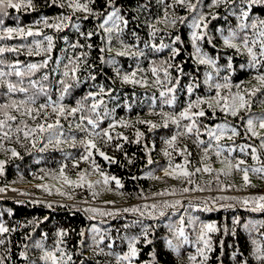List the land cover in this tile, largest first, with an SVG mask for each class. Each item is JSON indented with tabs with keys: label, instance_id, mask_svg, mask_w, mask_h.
<instances>
[{
	"label": "snow or ice",
	"instance_id": "obj_1",
	"mask_svg": "<svg viewBox=\"0 0 264 264\" xmlns=\"http://www.w3.org/2000/svg\"><path fill=\"white\" fill-rule=\"evenodd\" d=\"M158 8L157 15L149 20L147 17L143 23L149 28V35L152 41L155 40L157 33H163L164 29L171 26L184 25L190 30V44L193 49L190 56L196 65H204L215 71L205 72L203 74V85L206 86L214 95L205 97L197 96L193 101L190 98L192 94L201 86V82L196 76L185 72L183 64H176L175 59L181 54V48L176 45H183L180 35H172L168 33L170 43L165 44L163 39L160 43L146 42L141 48L139 44V36L136 31L130 34L135 38L136 43H127L124 39L125 33L129 29V25L133 19H139L138 16L130 17L125 11V6L122 0H50V5L58 6L62 9H68L69 12L62 13L55 17H41L32 25H23L19 15L12 16L11 19L15 22V26H6L5 21L10 16L9 10H14L17 14L21 11H34V0H0V42L19 38L27 40L29 37L33 39L27 44L8 45L0 43V88L4 89L0 96H3V101H0V150L10 151L12 157H19V153L15 148L6 149L4 141H11L15 138L17 143L27 140L32 147H36L39 142L43 145L39 149L40 152L47 150L49 145L59 147L61 144H68L75 147L77 143L83 148V154L80 159L85 162H91L92 171L98 173L102 179L97 180L96 184L109 185L110 181H115L117 188H122L121 181L115 176H108L100 171L99 165L96 164L93 157V151L103 157L105 161L114 163L115 160L101 151L96 141L100 139L105 144H109L114 139H123L127 141V137L122 133L112 134L118 125L120 127H129L130 125L124 119L116 120L114 116L115 107L109 108L108 104L111 101L119 100L118 95H113L117 92L114 87L105 88L103 85L97 86L93 84L95 91H87L85 95L75 101V106H70L65 103L67 96L71 94V90L79 86L81 83L96 81L97 76L89 69H94L95 65L89 62L90 51L93 49V43L89 42L92 38L98 37L102 46L99 47V60L103 64L110 65L113 69L114 78L111 79V84L115 85L117 81L123 85H131L133 87L153 88L158 91L157 96L153 92L150 97V112L159 115L162 118V124L158 125L150 120H137L138 123L146 124L149 130L157 127L167 128L169 123L176 126V132L165 143L168 146L164 150L165 157H168V163L162 167L161 171L165 177H170L176 180H182L187 186L178 190L161 191L156 193V196L165 195H181L191 192L212 191V183L216 184V190L219 192L230 191L233 184H225L221 177H229L234 172L241 174V179L245 187H254L251 176H256L258 179L264 180V136H261V131H264V113L255 114L252 112L253 101L259 95V104L264 107V17L257 15L254 9L264 10V0H208L205 4L204 0H156ZM223 8L225 15L223 19L227 20L229 16L234 17L236 26L228 29L219 28L218 32L222 39V44L235 51L236 54L248 57L246 64L241 65V69L251 70L252 77L256 83L251 87L246 86L251 81L233 84L231 75L220 76L221 68L218 67L217 57L207 53L202 44L207 41L213 48L216 45L212 42V36L209 32V24L212 20L220 19L219 12H213L212 9ZM178 9L185 10L189 15L181 16L178 14ZM138 12H151L150 0H144L137 8ZM76 13L83 14V20H88L90 17L98 23L92 30H83L81 26V18L77 17L73 21V16ZM190 17V18H189ZM161 25L162 27H157ZM139 26V25H138ZM71 28L76 37L71 42L68 36H61L65 47L60 50L61 55L53 60V51L55 49L56 38L53 34H47L45 29H51L54 33H60ZM39 38V39H37ZM81 39L84 43H81ZM144 48H150L154 52H164L168 50V58L162 59L159 62L156 60L150 61L148 69L142 68L139 59L145 56ZM80 51H77V50ZM115 50L114 56H109L105 59V53H112ZM7 53L21 54L25 53L28 56H43V59L38 62L23 63L18 59L14 62H7L5 56ZM219 54V53H218ZM117 57L135 58L136 66L131 71H123L117 61ZM229 56L226 71L231 73L235 71L234 65ZM52 67L49 68V64ZM7 69V70H6ZM87 72L86 79H81V70ZM175 69L176 75L173 76L172 70ZM198 71V69H197ZM151 74V81L148 78V73ZM37 73L39 75L37 76ZM189 76V82L186 86L181 87V78ZM15 77L16 79H11ZM35 77V78H34ZM27 82V83H25ZM179 93H186L189 97L185 106L177 112H165V106L175 108ZM56 93V98L53 99V93ZM133 95H135L133 93ZM107 97V100L105 99ZM43 98V102H40ZM157 101L160 108L157 111ZM132 102H128L124 107L131 111ZM212 112V118H215L217 111L223 113L225 117H239L240 124L243 126L242 131L245 141L253 139L258 140L259 144L255 145L249 142L236 144L235 138L241 136V128L239 125L231 124L227 120L223 123L209 126L201 125L200 118L205 117L207 112ZM245 116H241V113ZM54 116L52 122L49 117ZM43 117L42 122L35 123ZM26 118V119H25ZM28 120L33 121V125H29ZM68 122L67 135L65 127L61 121ZM105 120H109L108 128H101ZM187 121L188 123H182ZM82 133L79 141L74 133ZM143 133L137 130L136 143H140V138ZM201 136H206L207 139H202ZM180 137H188L192 139L193 144L200 150V159L198 165H192L189 157L192 152L187 146L182 150L175 148L176 141ZM224 140L232 141V144L221 143ZM120 144L116 145L117 150L122 148ZM178 151L183 157L182 163L173 164L172 152L168 150ZM239 153V155H236ZM215 156L216 162L221 167L216 169L212 167V157ZM250 158L255 162L254 165H249ZM131 162V161H129ZM151 164V158L148 159ZM7 161L0 159V176L5 173ZM192 165L190 168L189 166ZM74 167H78V163H74ZM67 167L63 164L60 167L59 175L64 183L74 188H82L87 185L88 188H94L95 185L88 180V170L79 173V180H71L64 172ZM199 174H207L213 177V181L208 182L205 186H201L193 177ZM151 179H160L159 176L150 175ZM43 187L45 191H49L47 186ZM109 190H111L109 188ZM239 191V188L236 189ZM59 191V190H57ZM5 192V188L0 187V193ZM61 195L65 193L61 192ZM93 196L98 193L93 192ZM122 195V193H121ZM143 195V193H141ZM71 198V197H69ZM147 199V197H144ZM154 198V197H153ZM227 201H235V203H225ZM87 203V201H85ZM236 205L241 206L247 211L264 213V195L237 198L227 195L209 196L199 201L197 204L188 202L187 206L181 199L173 201L164 200L159 203L145 204L143 209L140 207L125 208V213L139 215L152 220L166 216L168 209H183L182 212L174 213L177 216L175 221L166 225L170 238H166L165 243L167 248L181 256V249L184 246H192L195 253H189L187 259L190 264H206L209 259V253L214 250L212 243V234L221 231L216 223L203 222L191 212L195 211H214L219 209L228 210L235 209ZM50 206V205H49ZM85 212L92 213L91 219L95 215L114 216L118 213L113 211H101L97 208H85ZM171 220V217H169ZM140 225V232L135 235H125L121 237L126 242V251L123 253H114L110 251L114 241H110L105 248L100 247L104 244L105 236L101 235L100 229L93 227L91 229L92 244L90 248L94 254H103L105 256H113L116 264H135L140 254V249L137 247L143 240L146 244H151L149 239L150 229L154 226L144 225L141 220L137 219L132 224H126L125 227H133ZM242 228L247 233L250 243L253 246L249 258H245L243 252H234L232 259L237 261V264H249V259L254 260L255 264H264V222H258L252 219L241 223L238 216H234L232 227L229 229L224 227L225 233L236 235V229ZM15 231L10 229L5 223L0 222V236H5L0 239V246L6 243V234ZM58 240L54 248H47L44 240L47 239V233H43L40 240L33 241L32 248L40 254L35 258H30L29 246L25 244V251L19 253V257L26 264H76L73 255L70 254L63 244V237L67 235L65 230L57 232ZM80 235L83 237L84 232ZM83 242L81 241V247ZM10 252V249H9ZM152 264H156V253L153 251ZM239 257V259H238ZM10 255L0 256V264H5L6 260H10ZM80 264H84L83 260Z\"/></svg>",
	"mask_w": 264,
	"mask_h": 264
},
{
	"label": "trees",
	"instance_id": "obj_2",
	"mask_svg": "<svg viewBox=\"0 0 264 264\" xmlns=\"http://www.w3.org/2000/svg\"><path fill=\"white\" fill-rule=\"evenodd\" d=\"M144 0H122L125 6V11L130 17L138 16L139 19H133L129 25L128 31L125 33L124 39L127 43H136L134 37L131 36L132 31H136L139 36L140 47L143 48L146 42L160 43L161 39L165 44L170 43L168 33L174 35H180L183 45H176L181 48V54L176 57V64H183L185 72L190 75H194L201 82L200 88H198L190 98L195 100L197 96L205 97L214 95L213 92H209L206 86L203 85V74L212 72L215 75V71L210 67L204 65H196L192 60L190 53L193 49L190 44V30L184 25H177L176 28L169 26L164 29L163 33H157L154 41L149 35V28L143 23L147 17L149 20L154 18V15L159 14L156 0H150L151 12H138L137 8ZM205 4L208 0H204ZM36 5L34 11H21L17 14L14 10H9L10 16L6 19V26H15V22L11 19L12 16L19 15L21 23L23 25H32L36 20L41 17H55L62 13L69 12L68 9H62L55 5H50V0H34ZM213 12H219L220 19L212 20L209 24V32L212 36V42L216 45L213 48L207 41L203 42L202 46L204 50L213 57L218 55V67L221 68L220 76L231 75V82L233 84L240 83L241 81H251L246 86L251 87L255 85V81L251 80L252 71L241 69V65L246 64L248 57L246 54H236L234 50L226 48L222 44L221 36L218 32L219 28L228 29L229 27L236 26V20L234 17L229 16L227 20L223 19L225 11L223 8L212 9ZM254 12L261 17H264V10L254 9ZM178 14L181 16L189 15L185 10L178 9ZM77 17L81 18V26L83 30H92L98 21L92 19L83 20L82 13H76L73 16V21H76ZM190 18V17H189ZM139 25V26H138ZM157 27H162L157 25ZM47 34H53L56 38L55 49L52 53L53 60L57 59L61 52L60 50L65 47L64 42L59 39L61 36H68L69 41L77 38L75 32L69 28L60 33H54L51 29H45ZM33 38L29 37L27 40L12 39L5 40L0 43L8 45H20L27 44ZM39 39V38H37ZM93 43V49L90 51L89 62L95 65L94 69L89 71L94 72L97 76L96 81H88L87 83H81L79 86L74 87L71 90V94L66 97L65 103L70 106H75V101L86 94L87 91H95L92 87L93 84L97 86L103 85L105 88L114 87L117 92L113 95H118L120 98L117 101H111L108 104L109 108L115 107L117 104L119 107H115L114 116L116 120L124 119L130 125L129 127H120L119 125L112 130V134L122 133L126 136L127 141L123 139H114L109 144H105L104 141L97 139L96 143L101 151H104L107 155L112 157L115 162L110 163L105 161L103 157L93 151V157L95 162L100 167V171L108 176H115L121 181L122 188H117L115 181H110L109 185L96 184L97 180H101V176L92 171L91 162H85L80 159L83 154V148L79 143L75 147L68 144H61L58 148L49 145L47 150L40 152L39 149L43 147L41 143H37L36 147H32L31 143L21 138V142L17 143L15 138L11 141H4V147L6 149L15 148L19 153V157H12L10 151L0 150V159L6 160V168L3 176H0V187H17L19 185L28 184H42L47 186L49 191L41 194L45 195L40 197L39 193L44 188H32L29 190L28 196L36 197L39 200L27 199V198H14V197H1L0 196V222H3L10 229L15 231L6 234V243L0 246V256H9L10 260H6L5 264H26L19 257L21 251H25L24 245L27 244L29 248L30 258H35L40 253L32 248L33 241L40 240L43 233H47V239L44 240L47 248H54L58 240L57 232L59 230H65L67 235L63 237V244L61 247H65L66 250L73 255V259L76 264H80L83 260L84 264H116L113 256H105L103 254H94L90 248L92 244V237L86 239L85 232L91 230L93 227L99 228L101 235L105 236L104 244L100 247L105 248V251H109L105 247L110 241H114L113 247L110 251L114 253H123L126 249V242L121 237L128 235H135L140 232V225L133 227H125L126 224H132L134 220H141L144 225H152L150 229L149 239L152 240L151 244H146L141 240L137 247L140 249V254L135 264H152V255L154 251L156 253V264H190L187 259L189 253H195V249L192 246H184L181 249V256L177 257L175 253L170 251L165 243L166 238H170V234L166 225L177 219L174 213L182 212L183 209H168L166 210V216L156 220H152L146 217H139V215H133L132 213H125L123 209L140 207L143 209V205L159 203L164 200L173 201L181 199L185 206L191 201L193 204L199 203L200 200L209 196L227 195L231 197L244 198L264 195V180L258 179L256 176H251L252 184L254 187H245L241 179V174L234 172L233 175L225 178L221 177V180L225 184H233L230 191L219 192L216 190V184L213 182L211 187L212 191L205 192H191L188 194L165 195L156 196L155 194L161 191L171 190L176 188L179 192L180 189L187 186L184 181L165 177L161 171L162 167L168 163V157H165L164 150L168 147L165 141L170 138L176 132V126L169 123L167 128L157 127L149 130L146 124L138 123L137 120H150L158 125L162 124V118L150 112L149 105L151 103L150 97L153 92L158 96L159 93L153 88L133 87L131 85H121L119 81L115 85L111 84V79L114 78L113 69L110 65L103 64L99 60L101 53L99 47L102 46L98 37H93L91 41ZM81 43L84 41L81 39ZM77 51H80L79 49ZM145 56L139 59L140 66L148 69L150 67V61L156 60L159 62L162 59L168 58V50L164 52H154L150 48H144ZM219 53V54H218ZM105 59L109 56L115 55V50L112 53H105ZM229 56H231L232 64L235 71L229 73L226 69V64ZM7 62L11 63L17 59L23 63L38 62L43 59V56H28L25 53L13 54L7 53L5 56ZM117 61L122 67L123 71H131L135 68L137 60L135 58L117 57ZM52 64H49V68ZM198 69V71H197ZM7 70V69H6ZM264 70V69H262ZM173 76L176 75L175 69L172 70ZM39 73H37V76ZM81 79L84 80L87 77V72L84 69L81 70ZM35 78V77H34ZM148 78L151 81V74L148 73ZM11 79L15 80V77ZM189 82V76L181 78V87H184ZM27 83V82H25ZM4 89L0 88V93ZM133 93L135 95H133ZM264 95V94H261ZM56 98V93H53V99ZM4 97L0 96V101H3ZM107 100V97H105ZM189 97L186 93H179L175 108L165 106V112H179L188 101ZM259 95L256 100L253 101L252 112L255 114L264 113V107L259 104ZM40 102H43L41 98ZM128 102H132L133 106L131 111H128L124 105ZM160 104L157 101V111H159ZM241 116H245V113H241ZM26 119V118H25ZM55 119L54 116L49 117L48 122H52ZM43 117L35 121V123L42 122ZM227 120L231 124L239 125L241 128V136L235 138L236 144H243L249 142L255 145L259 144L258 140L245 141L242 131V125L240 124L239 117H225L223 113L216 112L215 118H212V112L208 111L205 117L200 118L201 125L207 124L209 126H215L216 124L223 123ZM29 125H33V121H27ZM109 120H105L101 125V128H108ZM65 127V134L67 135L68 122L61 121ZM182 123H188L182 121ZM139 130L143 133L140 138V143H136V132ZM261 136H264V131H261ZM79 141L82 133H74ZM202 139H207L206 136H201ZM221 143L232 144V141L224 140ZM120 144L123 147L117 150L116 145ZM187 146L188 150L192 152V156L189 159L192 161V165H198L200 159V150L193 144L192 139L188 137H180L176 141L175 148L182 150ZM172 152L173 164L182 163L183 157L179 155L178 151ZM236 155H239L237 153ZM151 158L152 163H148V159ZM248 160L249 165H254L255 162L248 157H244ZM264 159V155H262ZM131 161V162H129ZM74 163H78V167H74ZM66 164L64 169L65 174L73 181L79 180V173L84 170H88V180L95 185L94 188H88L85 185L82 188H74L65 184L63 179L60 178V167ZM212 167L219 169L221 165L216 162L215 156L212 157ZM192 165L189 167L191 168ZM158 175L160 179H151L150 175ZM91 177H93L92 180ZM198 184L205 186L208 182L213 181V177L207 174H199L193 177ZM237 187L239 191H237ZM109 188L111 190H109ZM59 190V191H57ZM63 192L65 195H61ZM93 192L98 195L93 196ZM122 193V195H121ZM143 193V195H141ZM2 193H0L1 195ZM39 194V195H38ZM71 197V198H69ZM144 197H147L145 199ZM154 197V198H153ZM51 199L47 202L45 199ZM87 201V203H85ZM93 203V206H90ZM105 204L104 207H99L98 204ZM225 203H235V201H227ZM88 204V205H87ZM96 204V205H95ZM50 205V206H49ZM125 205L127 207H125ZM85 208H97L101 211H113L118 213L114 216H100L95 215L94 219L92 213L85 212ZM192 215H196L203 222L216 223L221 231L212 234V243L214 250L209 253V259L206 264H237V261L232 259L234 252H243L245 258H249L253 246L250 243V239L243 231L242 228L236 229V235L225 233L224 227L229 229L232 227V220L234 216H238L241 219V223L246 222L249 219L264 222V213L247 211L239 205H236L235 209L223 210L219 209L214 211H195L191 212ZM171 217V220L169 219ZM81 231L84 232L83 237L80 235ZM5 236H0V239H4ZM81 241L83 246L81 247ZM10 249V252H9ZM239 259V257H238ZM249 264H255L254 260L249 259Z\"/></svg>",
	"mask_w": 264,
	"mask_h": 264
},
{
	"label": "rangeland",
	"instance_id": "obj_3",
	"mask_svg": "<svg viewBox=\"0 0 264 264\" xmlns=\"http://www.w3.org/2000/svg\"><path fill=\"white\" fill-rule=\"evenodd\" d=\"M158 175H160L159 173H157L156 174V176H158ZM93 179V177H91V179L90 180H92ZM101 179H102V177H101ZM39 186H42V184H28V185H19V186H17V187H6L5 188V192H3L0 196L1 197H14V198H16V197H18V198H27V199H36V200H39L38 198H36V197H31V196H28V195H31V194H28V192H29V190L30 189H32V188H40ZM45 193H47L45 190H41L40 191V197H43V198H41V199H44L45 197V195L43 196V195H41V194H45ZM47 202H49V201H51V199H48V198H46L45 199ZM91 204V203H90ZM88 205V204H87ZM94 204L92 203L90 206H93ZM96 205V204H95ZM98 205H100L99 207H104L105 206V204H98ZM125 207H127L126 205H125ZM93 236V233H92V231L91 230H87L86 232H85V237H86V239H89L90 237H92Z\"/></svg>",
	"mask_w": 264,
	"mask_h": 264
}]
</instances>
